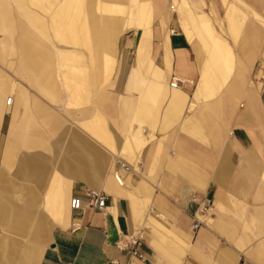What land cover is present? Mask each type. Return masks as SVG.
<instances>
[{
    "label": "crops",
    "instance_id": "1",
    "mask_svg": "<svg viewBox=\"0 0 264 264\" xmlns=\"http://www.w3.org/2000/svg\"><path fill=\"white\" fill-rule=\"evenodd\" d=\"M68 1L0 0V264H264V0Z\"/></svg>",
    "mask_w": 264,
    "mask_h": 264
},
{
    "label": "built area",
    "instance_id": "2",
    "mask_svg": "<svg viewBox=\"0 0 264 264\" xmlns=\"http://www.w3.org/2000/svg\"><path fill=\"white\" fill-rule=\"evenodd\" d=\"M169 85L172 88H176L180 86V81L179 79L173 77L170 80ZM10 102H11V96L7 97L6 100L7 104H10ZM116 179L118 180L117 177ZM107 201H108V196L106 195V193L99 190L89 189L86 191V199L83 200L79 197H71L69 201V205L72 209H79L83 206V204H86L90 207L102 210L106 208ZM208 210H210V207L207 206L205 203L201 202L199 207V212L204 214ZM200 224L201 221L195 219L193 223V227L197 228ZM137 244H138V238L132 235H125L118 241L119 248L129 250L133 254H138L136 249Z\"/></svg>",
    "mask_w": 264,
    "mask_h": 264
},
{
    "label": "bare ground",
    "instance_id": "3",
    "mask_svg": "<svg viewBox=\"0 0 264 264\" xmlns=\"http://www.w3.org/2000/svg\"><path fill=\"white\" fill-rule=\"evenodd\" d=\"M75 0H69L68 1V4H67V6H68V8L69 7H71V4L72 3H75L74 2ZM99 3V2H98ZM75 5V4H74ZM70 10H71V8H69ZM73 9V8H72ZM77 11V10H76ZM106 11H108L107 9H106ZM139 11V13H138V16L140 17V19H142V14H141V9H139L138 10ZM74 12V11H73ZM109 12V11H108ZM81 13V12H80ZM71 16V15H70ZM132 16V15H131ZM259 18V17H258ZM86 28V27H85ZM237 30V29H236ZM212 32V31H211ZM239 34V33H238ZM84 38V37H83ZM217 42H219V41H217ZM221 44V43H220ZM224 44V43H223ZM87 45V44H86ZM212 45V44H211ZM228 46V45H227ZM226 46V47H227ZM212 47V46H211ZM90 48V47H89ZM220 48V47H219ZM218 48V49H219ZM225 48V47H224ZM228 48V47H227ZM91 50V49H90ZM212 51H213V49H212ZM221 51V50H220ZM62 52V51H61ZM224 52V51H223ZM226 52V51H225ZM214 53V52H213ZM220 53V52H219ZM74 54L75 53H59L58 54V58H59V60H60V64H61V67H71L72 68V71L74 72L75 70H74V64H75V60L74 59H71V56H74ZM216 54V53H215ZM227 54H229V53H227ZM226 54V55H227ZM212 55V54H211ZM215 56H217V55H215ZM78 64V63H77ZM79 66V65H78ZM79 68V67H78ZM106 69H108V68H106ZM70 70V69H69ZM69 78V77H68ZM71 78V77H70ZM80 79V78H79ZM73 80V79H72ZM70 83V82H69ZM76 83V82H75ZM79 84V83H78ZM73 86V85H72ZM74 87H76V86H74ZM78 88V87H77ZM96 115H98V114H96ZM95 115V116H96ZM91 127L92 128H94V130H95V132L98 134V136L100 137V138H104V136L106 135L105 134V131H104V129L102 128V126H101V117L98 115V117H95V120L93 121V122H90V124H88V128H90L91 129Z\"/></svg>",
    "mask_w": 264,
    "mask_h": 264
},
{
    "label": "rangeland",
    "instance_id": "4",
    "mask_svg": "<svg viewBox=\"0 0 264 264\" xmlns=\"http://www.w3.org/2000/svg\"><path fill=\"white\" fill-rule=\"evenodd\" d=\"M112 0H100V3L101 2H103V3H110V4H106V8L105 9H107L109 12H117V11H119V12H123V11H125V8L126 7H124L123 5H120V4H118V3H115V2H111ZM133 5V2L132 1H130V3L128 4V5H126V6H128V7H131ZM141 9V14H142V20L143 19H146V17H147V12H146V10H145V8L144 7H142V8H140ZM119 12H117V13H119ZM119 14H121V15H124V13H119ZM150 16H151V19L153 18V20H156L157 19V17H156V15L154 14V12H152V11H150ZM204 32L206 33V35H207V37L210 39V42L212 41V39L213 38H216V39H218V40H220L219 38H217L215 35H214V32L212 31V29L211 28H209L208 27V25H206L205 27H204ZM212 31V32H211ZM229 47V46H228ZM230 48V47H229ZM60 50H62V49H60ZM62 51H74V50H62ZM230 52V55L228 56V59H230V61H231V57H232V51H231V49L229 50ZM83 55H87V50H86V48L84 47L83 48ZM0 80H1V78H0ZM6 80V79H5ZM82 81H84V79L82 78ZM65 82H66V80H65ZM9 83V82H8ZM10 85V84H9ZM80 88H83V89H85V86L84 87H80ZM9 92V91H8ZM4 93H6V92H3V93H1L0 92V95H3ZM3 110V109H2ZM103 140H106L105 138L103 139Z\"/></svg>",
    "mask_w": 264,
    "mask_h": 264
}]
</instances>
